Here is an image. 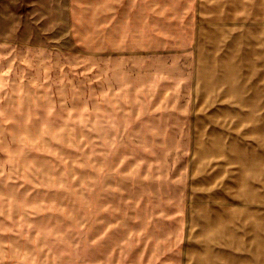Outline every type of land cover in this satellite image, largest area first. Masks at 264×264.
<instances>
[{"label": "rangeland", "instance_id": "obj_1", "mask_svg": "<svg viewBox=\"0 0 264 264\" xmlns=\"http://www.w3.org/2000/svg\"><path fill=\"white\" fill-rule=\"evenodd\" d=\"M191 261L264 264V0H0V264Z\"/></svg>", "mask_w": 264, "mask_h": 264}, {"label": "crops", "instance_id": "obj_2", "mask_svg": "<svg viewBox=\"0 0 264 264\" xmlns=\"http://www.w3.org/2000/svg\"><path fill=\"white\" fill-rule=\"evenodd\" d=\"M226 25H230V24H212L210 26L224 27ZM195 54H196V58H197V60H196V69H197L198 60L204 61V58L202 57L201 51H199V50H197V52ZM196 69H195V73H196ZM198 69H199V65H198ZM199 71H200V69H199ZM167 76H169V77L170 76H172V77L176 76L177 77V81H178L179 77L181 76L179 64H176L175 68L168 66L167 67ZM185 76H187V75H184L183 77H185ZM188 96H189V94H188ZM183 99H184V97L182 98V100ZM182 104H183L182 102H179V108L182 107ZM190 257L192 258V260L196 259V256H190ZM191 263L193 264L192 261H191Z\"/></svg>", "mask_w": 264, "mask_h": 264}]
</instances>
